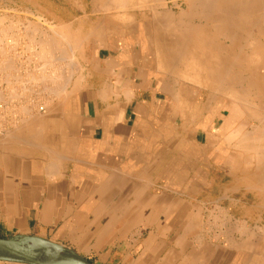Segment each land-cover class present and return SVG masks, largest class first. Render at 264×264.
Returning <instances> with one entry per match:
<instances>
[{"label": "crops", "instance_id": "crops-1", "mask_svg": "<svg viewBox=\"0 0 264 264\" xmlns=\"http://www.w3.org/2000/svg\"><path fill=\"white\" fill-rule=\"evenodd\" d=\"M122 4L0 0L2 25L30 30L0 34L28 46L0 85V238L41 237L92 264H264L258 167L217 137L224 116L188 111Z\"/></svg>", "mask_w": 264, "mask_h": 264}, {"label": "bare ground", "instance_id": "bare-ground-1", "mask_svg": "<svg viewBox=\"0 0 264 264\" xmlns=\"http://www.w3.org/2000/svg\"><path fill=\"white\" fill-rule=\"evenodd\" d=\"M118 1L123 3L122 5L126 8L138 9L136 11L138 16L147 23V30L153 40L158 63L167 69L166 71L170 73L174 81L184 82L183 80H185V86L188 90L184 102L190 113H195L196 110L198 112L201 109L205 111L210 108L205 107L202 100L193 99L192 89L199 87L197 92L202 93L200 95L203 98L221 97L225 105H228L229 110L232 109L230 106L233 104L246 120L255 122L254 125L252 124L253 126L243 123V128H240L241 123L237 120L229 122V126L232 125V127L228 130L227 136L224 135L228 143L233 141L234 147L246 154H249L254 148L264 145V0H181L180 3L178 0H173V7H179L178 15L166 7V0H156L155 3H151L154 0ZM125 17L127 16L123 15L122 18L124 20L129 18V16L128 18ZM193 18L199 19L197 25L191 24ZM45 41L47 40L42 42ZM42 42L41 44L44 45ZM55 48L57 47L55 46ZM51 51L53 52V50ZM63 52L59 49V54H63ZM49 54L51 57L52 54L50 52ZM49 54L47 53L48 56ZM43 57L45 56L43 55ZM5 63L0 64L3 66V68L0 67L3 71L6 69L5 65L8 69L9 64H11ZM43 71L45 72L44 68ZM27 72L25 73L27 74ZM40 75L43 74L40 73ZM53 75L50 76L49 74L50 78L45 77L46 80H55L52 79ZM44 76L47 75L40 78H42V83L46 85L48 82L44 81ZM2 77L0 76V78ZM12 77L14 78L13 75ZM37 78L40 80L39 76L34 80L39 81ZM58 79L60 80V78ZM10 80L7 79V83ZM41 81L40 84H42ZM193 84L195 85L193 86ZM165 87L167 88L168 85L161 87V90H166ZM4 89L6 88L4 87ZM2 93L0 89L1 100H3ZM43 107L44 104L39 105L38 110H42ZM212 118L213 116L210 118L204 116L205 124ZM215 134L217 135V132ZM254 177L264 178V172L262 170L256 171Z\"/></svg>", "mask_w": 264, "mask_h": 264}, {"label": "rangeland", "instance_id": "rangeland-1", "mask_svg": "<svg viewBox=\"0 0 264 264\" xmlns=\"http://www.w3.org/2000/svg\"><path fill=\"white\" fill-rule=\"evenodd\" d=\"M155 1L156 0H154L151 3H155ZM178 2L180 3L181 0H178ZM166 7L169 8L172 11V13H174L175 15H178L179 12H180L179 7H177V6L173 7V0H166ZM131 9L138 10L136 8H131ZM142 11H144V10H142ZM191 20H192L191 24L197 25L199 23V21H198L199 19L193 18ZM28 28L29 27H25L24 29L29 31ZM51 28L52 27H50V30H52ZM24 29H23V27H20L19 25L16 24V25L9 26V30H8L0 22V34H3V33L11 31V32H16V34H19V36H20V34L23 31H25ZM25 43L26 42H23V41H20V40H12L10 37L8 38V40L7 39L6 40H1L0 39V64H4L7 61L8 64L11 63V64H9L10 66L12 64H14V65H12L14 68H16L17 66H19L17 68H20L23 64H25L26 62L24 61L23 56H22L24 54L25 49L28 48V46H26ZM29 48H32V47H29ZM7 63H5V64H7ZM5 66H6V69H4V71L2 69L3 66H0V67H2L0 69V70H2V71H0V76L1 77L3 76L2 78H0V85L1 86L3 85L4 81H7V79H9V80L11 79L10 75H8L9 73L7 74L5 72V70H7V65H5ZM10 66H8V69L10 68ZM180 68H183V67L180 66ZM14 74H15L14 76L18 77V78L14 77V80L15 79H20L19 77L21 76V74H19L18 72L14 73ZM6 75H8V76H6ZM178 76H179V74H178ZM182 80H183V77H182ZM183 81H184L183 83L185 85V80H183ZM190 85H192V84H190ZM194 85L195 84H193V86ZM193 86H190V87H193ZM196 87H197V84H196ZM197 90H199V87L192 89V92H193V96L192 97H193V99L196 98L199 101L202 100V101H204L205 107H210L209 109L205 110V111H207V112H205L206 115L204 114L205 117L210 118L211 116H213V118H214V116H216L217 114H220V115L224 116V120H223L220 128L217 130V137L218 136H219V138L221 136L224 137V135L228 134V130L232 127V125L229 126V124H230L229 122H231V121L232 122H235V120L239 121L241 123L240 128L241 127L243 128V126H242L243 123L244 124H248L249 126H253L254 125L253 123H255V122L252 123V120H249V119L246 120L244 118V116L242 114H240V112L236 109L235 105L231 104L230 107L232 109L229 110L228 105H225L224 100L221 97H214V98L206 97V98H203V96L200 95L202 93L199 94L198 93L199 91L197 92ZM237 111H238V113H237ZM237 150H239V149L237 148ZM249 154H247V158H248L249 161H253L254 166L258 167L257 171L262 170L264 172V145L262 144L259 147L254 148V150L251 151ZM254 172H256V171H254Z\"/></svg>", "mask_w": 264, "mask_h": 264}, {"label": "water", "instance_id": "water-1", "mask_svg": "<svg viewBox=\"0 0 264 264\" xmlns=\"http://www.w3.org/2000/svg\"><path fill=\"white\" fill-rule=\"evenodd\" d=\"M0 261L19 264H92L78 254L37 236L0 238Z\"/></svg>", "mask_w": 264, "mask_h": 264}, {"label": "built area", "instance_id": "built-area-1", "mask_svg": "<svg viewBox=\"0 0 264 264\" xmlns=\"http://www.w3.org/2000/svg\"><path fill=\"white\" fill-rule=\"evenodd\" d=\"M4 109H5V104L4 101L1 100L0 98V120L3 118V113H4ZM2 130V126L0 125V131Z\"/></svg>", "mask_w": 264, "mask_h": 264}]
</instances>
